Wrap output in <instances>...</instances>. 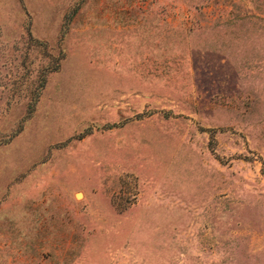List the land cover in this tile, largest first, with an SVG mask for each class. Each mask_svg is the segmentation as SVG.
<instances>
[{
	"label": "rangeland",
	"instance_id": "374dc122",
	"mask_svg": "<svg viewBox=\"0 0 264 264\" xmlns=\"http://www.w3.org/2000/svg\"><path fill=\"white\" fill-rule=\"evenodd\" d=\"M0 264H264V0H0Z\"/></svg>",
	"mask_w": 264,
	"mask_h": 264
},
{
	"label": "bare ground",
	"instance_id": "6f19581e",
	"mask_svg": "<svg viewBox=\"0 0 264 264\" xmlns=\"http://www.w3.org/2000/svg\"><path fill=\"white\" fill-rule=\"evenodd\" d=\"M78 194V193H77ZM81 194V193H80ZM80 197V196H79Z\"/></svg>",
	"mask_w": 264,
	"mask_h": 264
}]
</instances>
